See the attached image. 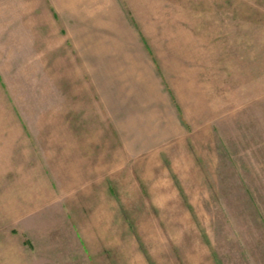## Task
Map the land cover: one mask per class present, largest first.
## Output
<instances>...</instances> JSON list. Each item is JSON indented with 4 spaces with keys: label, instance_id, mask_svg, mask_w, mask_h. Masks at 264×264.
I'll use <instances>...</instances> for the list:
<instances>
[{
    "label": "rangeland",
    "instance_id": "obj_1",
    "mask_svg": "<svg viewBox=\"0 0 264 264\" xmlns=\"http://www.w3.org/2000/svg\"><path fill=\"white\" fill-rule=\"evenodd\" d=\"M0 264H264V0H0Z\"/></svg>",
    "mask_w": 264,
    "mask_h": 264
}]
</instances>
